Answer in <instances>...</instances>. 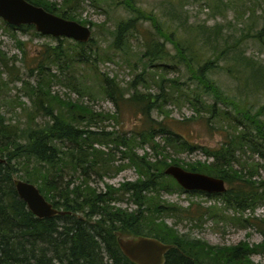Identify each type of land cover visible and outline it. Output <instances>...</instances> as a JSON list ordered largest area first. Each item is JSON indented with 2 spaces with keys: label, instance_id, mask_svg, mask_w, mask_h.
I'll return each instance as SVG.
<instances>
[{
  "label": "trees",
  "instance_id": "obj_1",
  "mask_svg": "<svg viewBox=\"0 0 264 264\" xmlns=\"http://www.w3.org/2000/svg\"><path fill=\"white\" fill-rule=\"evenodd\" d=\"M27 1L85 25L78 20L77 12L69 7L73 0H61L60 3ZM121 4L134 8L133 0H124ZM144 18L147 17L140 14L117 24L111 44L116 52L128 55L130 37L138 31V22L146 21ZM153 18L151 16L149 20L154 24L158 37L148 38L147 44L143 42L144 53L140 59L153 61L149 65L145 62L143 71L146 73L147 69L156 66L154 62L164 69L170 68L164 63L170 56L165 47L172 42L181 63L203 87L200 95L192 94L189 89L180 90V94L198 115H202L204 110L211 115L210 119L219 118L220 123H226L220 127L222 133L226 132L225 138L214 148H200L206 157L204 162L197 160L183 166L177 156L193 153L199 147L175 133L167 121L170 115L160 121L152 116L154 111L165 113L166 104L174 102V84L178 81L173 80V85H166L164 76L161 81L158 77L159 81L155 79V82L160 91L156 95L138 91L139 83L146 82L141 81L144 74L137 76L127 89L102 74L96 76L97 85L79 83L80 70L77 68L91 66V55L96 59L100 56V50L95 52L93 49L96 41L92 38L84 44L71 43L67 38L57 39V45L46 47L42 53V62L29 69L30 78H36V86L17 78L29 90L27 96L32 101V108L22 109L28 111L24 114L28 115V120L22 125L8 123L0 100V156L5 160L0 162V264H134L121 251L118 238L137 236L153 237L173 245L174 248L166 254L165 264H256L252 256L256 253L264 256V239L254 246L243 242L236 247H214L187 235H179L165 224L163 216H184L188 210L168 205L162 199V192L171 193L180 187L165 174L166 169L174 165L226 182L224 194L193 191L222 200L225 209L221 210L217 205L210 209L211 216L217 221L221 215L233 210V217H228L229 220L241 222L242 214L248 210L253 213L264 204V180L258 178L259 171L264 168V126L257 120V116L264 113V107L257 116L244 109H235L238 115H229L221 108V103L235 107V101L222 97L207 77L209 71L226 57L230 63L227 65L229 73L240 76L239 80L246 85L252 83L257 91H264V60L259 63L239 50L248 41L259 43L264 48V20L260 30L234 36L232 44L225 37H222L223 44L220 43L222 33L218 27L213 32L207 28L199 30L196 40L202 41L204 47L212 45V34L217 36L215 44L210 46L211 55L202 63L196 41L184 47L182 41L174 40L175 32H167L161 23H157V18ZM5 24L10 30L36 31L33 26ZM34 33L42 35L37 31ZM160 37L164 42L156 41ZM18 47L24 50L23 43L20 42ZM0 54V66L7 68L6 55ZM106 59L114 61L109 56ZM55 68L61 72L68 70V76L61 72L53 73ZM4 72L0 68V92L17 80L5 81ZM58 83L76 92L78 98H63L54 92V84ZM130 90L134 93L126 97ZM206 96L215 102L208 101ZM104 97L110 99L118 111L126 103L136 107L144 119L137 126L138 130L113 133L102 128L100 132L95 131L93 127H97L99 121L112 119L119 123L121 120L118 111L113 115L97 112L85 102V98L96 101ZM19 105L20 108L25 106ZM41 113L48 117L42 123L36 119V114ZM158 136H163V145L156 141ZM96 146L111 149L106 152ZM144 146L150 147L152 156L137 153L138 148ZM128 167L137 169L140 177L136 182L122 184L119 188L106 185L105 190L97 185V180L103 181ZM15 177L36 185L46 200L66 214L43 219L36 217L19 197L14 185ZM127 195L137 206L133 212L118 206ZM253 221L259 220L248 217L243 219L242 225L247 227ZM262 234L264 237V230Z\"/></svg>",
  "mask_w": 264,
  "mask_h": 264
},
{
  "label": "rangeland",
  "instance_id": "obj_2",
  "mask_svg": "<svg viewBox=\"0 0 264 264\" xmlns=\"http://www.w3.org/2000/svg\"><path fill=\"white\" fill-rule=\"evenodd\" d=\"M51 1L60 3L61 0ZM123 1L73 0L69 4V7L77 12L78 20L91 27L92 38L96 41V44L93 45L94 51L100 50L98 59L91 55V66L81 65V67L77 68L80 70L79 83L97 85L96 76H101L100 74H102L127 89L128 85H131L137 76L144 74L141 81L146 80V82L139 83L138 91L156 95L160 90L155 79L156 81H159V79L161 81L164 76L167 80L166 85H173L172 81L177 80L178 84H174L176 85L174 102L166 104L165 113L154 111L152 116L160 121L165 119V116L170 115L167 121L175 133L187 138L191 143H195L199 147L193 153L185 152L177 156L182 161L181 164L183 166L186 167L187 164L197 160L204 162L206 157L200 148H214L221 143L226 136V132L222 133L220 127L227 124L220 123L219 118L210 119L211 115L204 110L202 115H198L197 110L188 103L183 94H180V90L187 91L189 89L192 94L200 95V93L203 94V87L197 79L192 78L193 76L184 63H181L176 48L171 44L172 42L167 43L165 47L170 56L166 57L164 63L170 68L164 69L159 67L158 62H154L156 66L147 69L146 73L143 71L145 62L148 65L153 62L151 60L148 61V59H140L144 53L143 44H147V39L152 36L158 37L154 24L149 18L151 16L156 17L157 23H161L167 32H175L174 40L182 41L184 47L190 46L191 41H196V48L200 52L199 55L203 63L208 59L207 56L211 55L209 54L210 46L215 44L214 38L217 36L212 34V45L204 47L202 41L196 40V33L204 28L211 30L209 32H213L218 27L222 33L219 36L220 43L223 44L222 37H225L227 42L229 41V44H232L234 36L240 37L244 32L250 31L252 34L260 30L264 20V0H133L134 8L125 7L121 4ZM140 14L147 18H144L146 21L138 22V31L131 35L128 55L116 52L111 47L114 41L113 33L115 27L122 20L132 19ZM34 32L10 30L5 22L0 19V53L2 52L6 55L4 60L9 63L7 68L4 65L0 66L5 71L3 73L5 81L20 77L23 81L30 82L33 86H36V78H30L29 69L42 62L44 59L42 53L46 47L57 45V39L59 38L44 35L38 36ZM68 40L72 41L71 43L75 42L71 39ZM156 41L164 42V39L160 37ZM20 42L23 43L24 50L18 47ZM239 50L245 52L249 57H254L258 62L264 60V48L259 43L248 41ZM86 54L87 56L90 55L88 51H86ZM107 56L114 58V61L107 60ZM172 56H176V58H172ZM226 59L225 57L215 69L207 74L208 80L214 84V87L218 89L222 97L235 101V107L221 103V108L228 111L231 116L238 115L236 111L238 109H244L249 114L257 116L264 107V91H257L252 83L246 85L242 80H239L240 76L229 73L227 65L230 63ZM154 63L152 64L154 65ZM60 72L56 68L53 70V73L56 74H60ZM61 73L67 77L69 71L64 69V72ZM158 77L160 78L158 79ZM54 85L53 91L61 97L70 96L74 100L78 98L76 92L70 91L63 84ZM72 85H76V83L72 82ZM132 93L134 91L130 90L129 95L126 97H129ZM28 94L29 90L24 88L23 82L18 79L4 87L0 92L3 113L8 123L22 125L28 120V115H24L28 111L22 110L29 109L32 106V101L27 96ZM206 97L208 101L215 102L212 97ZM85 102L90 104L97 112H106L113 115L118 111L111 100L105 97L96 101L85 98ZM19 103L25 104V106L20 108ZM118 112L121 118L119 123L112 119L103 120L102 122L99 121L98 126L93 127V129L97 132H100L102 128H105L106 132L113 133L131 132L137 131V126H140L144 121L141 113L133 105L126 103ZM36 119L42 123L47 121L48 117L41 113L39 115L36 114ZM257 120L263 122L264 126V113L257 116ZM228 130L231 129L229 128ZM156 141L163 145V136H158ZM98 149L108 152L111 148L102 146L98 147ZM169 152L176 156L171 150ZM137 153L140 156L146 153L150 156L153 155L152 150L148 146L138 148ZM256 160L260 161L257 158ZM259 173L260 177L258 178L264 180V168ZM139 177L140 175L135 167H128L117 175L106 177L103 181L97 180V185L103 190L106 189V185L119 188L122 184L136 182ZM179 188H176L171 193L162 192V199L168 205L188 210L184 216L166 214L163 216L165 224L174 229L179 235H187L190 239L198 240L214 247H236L243 242L251 246L262 243L264 239L262 234L264 230V204L256 208L253 213L248 210L242 214V221L252 216L259 220L253 221L252 225L244 227L242 221L229 220L228 217H233V210L221 215L218 221L216 217L211 216L210 209L215 205L221 210L225 209L221 199L198 194L199 192L185 191L182 187ZM129 199L127 195L124 202L118 204V206L133 212L137 209V206ZM252 261L256 264H264V256L256 253L252 256Z\"/></svg>",
  "mask_w": 264,
  "mask_h": 264
},
{
  "label": "water",
  "instance_id": "obj_3",
  "mask_svg": "<svg viewBox=\"0 0 264 264\" xmlns=\"http://www.w3.org/2000/svg\"><path fill=\"white\" fill-rule=\"evenodd\" d=\"M0 19L14 27L33 26L44 36L67 38L84 44L92 40L91 27L64 19L27 0H0ZM0 162H5L1 156ZM165 174L171 176L185 191L208 194H224L227 191L223 179L190 172L179 166L168 167ZM14 185L19 197L36 217L43 219L66 214L46 200L36 185L16 177ZM118 242L123 254L134 264H165L166 254L174 248L148 236L118 238Z\"/></svg>",
  "mask_w": 264,
  "mask_h": 264
}]
</instances>
